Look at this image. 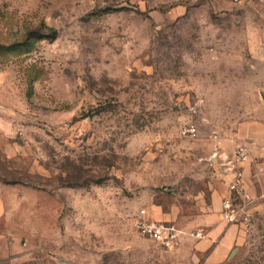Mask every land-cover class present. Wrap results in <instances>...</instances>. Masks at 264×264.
<instances>
[{"label": "rangeland", "instance_id": "374dc122", "mask_svg": "<svg viewBox=\"0 0 264 264\" xmlns=\"http://www.w3.org/2000/svg\"><path fill=\"white\" fill-rule=\"evenodd\" d=\"M26 36L0 51V264H264V214L218 213L264 98V0H0V44ZM141 209L204 236L165 249Z\"/></svg>", "mask_w": 264, "mask_h": 264}, {"label": "built area", "instance_id": "2783aa9c", "mask_svg": "<svg viewBox=\"0 0 264 264\" xmlns=\"http://www.w3.org/2000/svg\"><path fill=\"white\" fill-rule=\"evenodd\" d=\"M183 135L194 136L196 128L186 126L182 128ZM249 159L245 146L237 145L232 158L228 160V170L232 173V180L227 185V192L220 199V215L228 224L240 226L249 230L254 226V216L251 205L257 199H264V195L253 197L245 185L241 163ZM136 229L143 236L158 242L165 249H174L180 245L186 235L195 238L204 236L202 230L185 232L170 221H156L146 216L145 210L139 211Z\"/></svg>", "mask_w": 264, "mask_h": 264}, {"label": "crops", "instance_id": "0c3cea01", "mask_svg": "<svg viewBox=\"0 0 264 264\" xmlns=\"http://www.w3.org/2000/svg\"><path fill=\"white\" fill-rule=\"evenodd\" d=\"M260 101L262 104H258V106L249 108V123H248L249 125V181H248L247 176L245 175L246 169L244 168V164L247 161L241 163L243 174H244L245 185L246 187H248L247 185H249V192L251 193L253 197H259L260 195H264V180L262 182L260 181V177H264V98H263V95H260ZM228 175H229V179L226 182L224 194H226L227 192L228 183L232 180V173L229 170H228ZM258 180H259V183H258ZM255 185H262L261 189H257ZM250 208H251V212L253 213L254 218H256L257 213L264 214V199H260V198L257 199L254 203H252ZM218 213H220V201L218 204ZM224 226L225 224L221 222L219 226L210 228L208 231L209 237L198 241L197 248L199 250H204L205 248H208L212 244L213 238L217 236V234L220 232L221 233L224 232V235L221 236L223 240H226V241L229 239L232 240L233 238L232 233L234 232V228L232 226H236V225L226 226L225 229H224Z\"/></svg>", "mask_w": 264, "mask_h": 264}, {"label": "trees", "instance_id": "16d2710c", "mask_svg": "<svg viewBox=\"0 0 264 264\" xmlns=\"http://www.w3.org/2000/svg\"><path fill=\"white\" fill-rule=\"evenodd\" d=\"M41 34V33H40ZM51 37L56 36V32L54 29L51 30ZM49 35H40L39 39L46 38ZM29 36H26L21 43H13L9 45L0 44V51H9V52H17L18 54H23L31 51L32 42L28 40Z\"/></svg>", "mask_w": 264, "mask_h": 264}]
</instances>
